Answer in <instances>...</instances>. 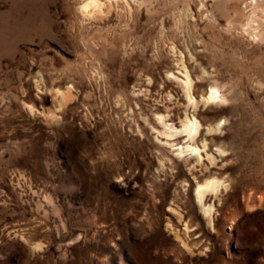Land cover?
Returning <instances> with one entry per match:
<instances>
[{
  "label": "rangeland",
  "instance_id": "374dc122",
  "mask_svg": "<svg viewBox=\"0 0 264 264\" xmlns=\"http://www.w3.org/2000/svg\"><path fill=\"white\" fill-rule=\"evenodd\" d=\"M0 264H264V0H0Z\"/></svg>",
  "mask_w": 264,
  "mask_h": 264
},
{
  "label": "bare ground",
  "instance_id": "6f19581e",
  "mask_svg": "<svg viewBox=\"0 0 264 264\" xmlns=\"http://www.w3.org/2000/svg\"><path fill=\"white\" fill-rule=\"evenodd\" d=\"M211 184H212V183H211ZM213 184H214V183H213ZM206 186H207V185H206ZM208 186H210V184H209ZM198 190H199V188H198ZM198 190H197V193H198L199 195H198V194H197V195H198V197H199V196H200V193H199L200 191H198Z\"/></svg>",
  "mask_w": 264,
  "mask_h": 264
},
{
  "label": "snow or ice",
  "instance_id": "6c2138e0",
  "mask_svg": "<svg viewBox=\"0 0 264 264\" xmlns=\"http://www.w3.org/2000/svg\"><path fill=\"white\" fill-rule=\"evenodd\" d=\"M222 123V122H221Z\"/></svg>",
  "mask_w": 264,
  "mask_h": 264
}]
</instances>
